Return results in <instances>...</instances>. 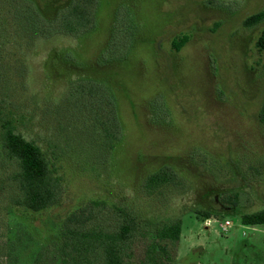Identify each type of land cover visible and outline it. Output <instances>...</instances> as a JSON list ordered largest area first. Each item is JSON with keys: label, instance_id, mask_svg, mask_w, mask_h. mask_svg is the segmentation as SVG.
Returning a JSON list of instances; mask_svg holds the SVG:
<instances>
[{"label": "rangeland", "instance_id": "rangeland-1", "mask_svg": "<svg viewBox=\"0 0 264 264\" xmlns=\"http://www.w3.org/2000/svg\"><path fill=\"white\" fill-rule=\"evenodd\" d=\"M67 1L42 0L45 16ZM11 2L0 0V264H58L64 218L93 200L135 216V251L180 220L173 264H264V224L241 221L264 208V18L244 24L264 0H98L79 37L28 35ZM8 122L62 177L56 205L14 202ZM165 165L176 181L149 191Z\"/></svg>", "mask_w": 264, "mask_h": 264}, {"label": "trees", "instance_id": "trees-1", "mask_svg": "<svg viewBox=\"0 0 264 264\" xmlns=\"http://www.w3.org/2000/svg\"><path fill=\"white\" fill-rule=\"evenodd\" d=\"M11 3L15 19H19L32 37L61 34L79 37L92 30L96 22L98 0H68L56 8L52 18L45 16L42 0H12ZM263 18L264 11H259L248 16L244 24L252 26ZM188 40L186 35L174 39L173 50L180 51ZM258 46L260 50L264 49V30L258 36ZM92 85L86 86L91 94L94 91ZM260 119L264 122V105ZM1 141L5 155L18 168L13 176L17 186L14 202L32 211L56 205L62 190V177L41 146L18 133L10 122L4 125ZM176 179L174 169L165 165L147 177L145 187L152 191ZM230 202L236 205L237 197L230 196ZM204 217H208L207 212ZM241 221L245 225L264 224V208L242 214ZM181 231L180 220L164 224L140 252L135 251V241L139 235H143L141 224L135 216L124 208L93 200L64 218L57 249L58 264H173ZM41 261L42 258L38 256L36 264H41Z\"/></svg>", "mask_w": 264, "mask_h": 264}, {"label": "built area", "instance_id": "built-area-1", "mask_svg": "<svg viewBox=\"0 0 264 264\" xmlns=\"http://www.w3.org/2000/svg\"><path fill=\"white\" fill-rule=\"evenodd\" d=\"M228 225H230V221L229 220L224 221V223L222 224L223 229L227 228Z\"/></svg>", "mask_w": 264, "mask_h": 264}]
</instances>
